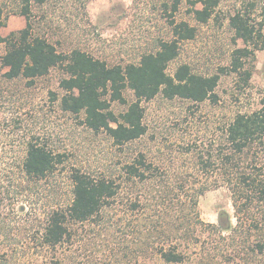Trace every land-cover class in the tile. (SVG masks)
<instances>
[{"label":"trees","instance_id":"1","mask_svg":"<svg viewBox=\"0 0 264 264\" xmlns=\"http://www.w3.org/2000/svg\"><path fill=\"white\" fill-rule=\"evenodd\" d=\"M181 1L174 0L170 17ZM46 3L20 0V8L13 11L25 17L26 26L7 37L0 33V43L6 48L0 59L1 78L7 84L34 87L54 69L62 70L59 86L63 93H52L59 108L83 117L86 128L105 133L120 147L147 134L143 103L162 96L169 101L218 105L222 76L234 75L242 92L247 91L256 71L257 53L264 51L261 0H248L231 15L234 42L241 41L243 46L232 51L226 67L210 75L195 72L190 64L168 71L181 54V44L197 37V27L187 21L171 19L172 38L161 41L138 63L110 65L79 46L61 49L66 41L53 40L58 33L48 17L34 12V7ZM191 3L190 14L199 24H207L219 6L218 0ZM127 91L133 93L134 100L127 99ZM260 102L258 108L234 114L214 131L208 143L188 146L186 154L196 171L178 177L172 188L158 186H165L167 179L143 153L124 162L118 175L96 176L75 169L70 176V202L46 215L34 241L39 253L49 262L60 263L81 243L84 252L95 247L106 253L110 264H200L204 260L232 264L235 258L254 264L264 257V93ZM113 103L126 109L116 113ZM22 142L20 168L30 193L32 182L54 175L65 157L38 137L26 143L24 137ZM222 187L231 195L235 225L227 212L220 213L217 224L201 219L200 197ZM205 234L215 237L212 244L216 246L213 253L207 249V257L200 253L206 246ZM116 253L120 256L114 261Z\"/></svg>","mask_w":264,"mask_h":264},{"label":"rangeland","instance_id":"2","mask_svg":"<svg viewBox=\"0 0 264 264\" xmlns=\"http://www.w3.org/2000/svg\"><path fill=\"white\" fill-rule=\"evenodd\" d=\"M191 1L194 0H182L173 13L174 18L170 17L174 0H47L43 7H34V12L48 17L58 33L53 40L66 41L61 49L79 46L110 65L138 63L144 54L155 51L161 41L172 38L171 19L187 21L197 27V37L181 44V54L168 71L173 73L180 65L190 64L195 72L203 75L219 73L220 68L229 64L232 51L243 46L241 41L235 44L229 18L244 8L248 0H218L219 6L207 24L193 19ZM19 3L20 0H0L2 37L25 28V17L13 14L20 8ZM5 51V45L0 43V59ZM255 65L247 91L242 92L234 75L222 76L217 89L218 105L209 102L196 105L180 99L169 101L162 96L143 103L148 132L125 147L116 146L105 133L86 128L83 117L59 108L52 93L59 96L63 93L59 86L62 70L54 69L34 87L26 83L25 86L7 84L0 76V264H110L106 253L95 247L84 252L86 247L81 243L60 263L46 260L36 247L34 241L46 215L72 198L71 173L80 169L96 176L118 175L124 162L143 153L161 168L167 179L165 186H158L174 187L178 177L196 171L192 158L186 154L188 146L208 143L214 131L234 114L260 107L264 93V51L257 53ZM126 97L134 100L131 91L126 92ZM112 107L116 113L126 109L118 103ZM24 137L25 143L31 137H38L65 157L54 175L32 182L34 189L30 193L20 168ZM199 210L205 223L217 224L220 213L227 212L236 224L231 195L224 187L201 196ZM214 238L204 235L203 240L207 242L200 252L203 257L209 255L207 249L213 253ZM200 264L208 262L204 260ZM232 264H247V261L235 258ZM254 264H264V257Z\"/></svg>","mask_w":264,"mask_h":264}]
</instances>
